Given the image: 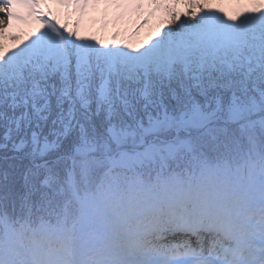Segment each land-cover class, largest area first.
Here are the masks:
<instances>
[{
    "label": "snow or ice",
    "instance_id": "6c2138e0",
    "mask_svg": "<svg viewBox=\"0 0 264 264\" xmlns=\"http://www.w3.org/2000/svg\"><path fill=\"white\" fill-rule=\"evenodd\" d=\"M0 264H264V0H0Z\"/></svg>",
    "mask_w": 264,
    "mask_h": 264
},
{
    "label": "rangeland",
    "instance_id": "374dc122",
    "mask_svg": "<svg viewBox=\"0 0 264 264\" xmlns=\"http://www.w3.org/2000/svg\"><path fill=\"white\" fill-rule=\"evenodd\" d=\"M223 7H225V10H229V11L231 10L227 4L223 5ZM97 14H99V13H91L89 18H88V20L95 19V23L89 22V24H88V27H89V33L88 34H95V32L100 28L99 16ZM153 23H158V21H154ZM108 25L110 27H113V24L111 23V12L109 13ZM21 27L25 33H29L36 27V25L35 24L22 25ZM117 27H120V28L127 27L130 29L132 27V23L131 22H125V23L117 25ZM146 31H147V28L145 30H142L141 36H140L141 40H143Z\"/></svg>",
    "mask_w": 264,
    "mask_h": 264
},
{
    "label": "trees",
    "instance_id": "16d2710c",
    "mask_svg": "<svg viewBox=\"0 0 264 264\" xmlns=\"http://www.w3.org/2000/svg\"><path fill=\"white\" fill-rule=\"evenodd\" d=\"M87 24L88 23L84 24V32L82 34H88V26H87ZM112 31H113V29H110L109 26H108L107 29L104 32V37L107 38ZM96 35H99V31H98V33H96Z\"/></svg>",
    "mask_w": 264,
    "mask_h": 264
}]
</instances>
